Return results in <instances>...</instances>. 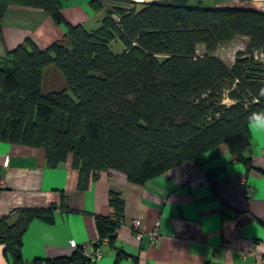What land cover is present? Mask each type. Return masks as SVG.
<instances>
[{
  "label": "trees",
  "instance_id": "1",
  "mask_svg": "<svg viewBox=\"0 0 264 264\" xmlns=\"http://www.w3.org/2000/svg\"><path fill=\"white\" fill-rule=\"evenodd\" d=\"M62 1L69 0H0V23L18 5L41 9L66 28L45 48L26 38L0 56L1 141L41 148L49 167L69 160L80 190L107 169L144 184L220 143L250 168L247 116L264 110V100L244 107L243 97L257 98L262 84L250 78L259 69L241 55L264 47V9L217 6L220 0H89L94 12L107 7L87 30L64 19ZM235 37L247 44L233 63L211 55ZM112 41L122 43L120 52L110 50ZM47 67L60 75L59 88L43 85ZM234 78L239 82L227 95L237 101L225 105L223 89ZM108 204L111 216L94 221L98 239L113 244L123 198L110 192ZM53 208H19L0 217L10 264L23 263L21 235L29 222L50 221ZM124 254L118 249L116 258ZM32 263L94 264L79 245L69 256Z\"/></svg>",
  "mask_w": 264,
  "mask_h": 264
},
{
  "label": "crops",
  "instance_id": "2",
  "mask_svg": "<svg viewBox=\"0 0 264 264\" xmlns=\"http://www.w3.org/2000/svg\"><path fill=\"white\" fill-rule=\"evenodd\" d=\"M106 7L94 12L89 0H69L62 1L61 13L72 25L92 21L97 26ZM65 32L45 11L11 5L0 23V56L26 38L45 48ZM61 83L52 67L43 70L46 89ZM250 157L246 169L220 143L196 162L182 163L144 184L107 169L80 190L69 160L49 167L41 148L0 140V217L19 208L54 205L50 221L34 218L21 235L22 264H33L34 258L71 255L75 247L70 240L94 246V219L111 216L108 198L114 192L123 198L122 223L113 244L99 245L101 256L94 264H264V132L250 130ZM154 228L157 235L151 238ZM118 249L125 252L120 258ZM0 264H10L1 243Z\"/></svg>",
  "mask_w": 264,
  "mask_h": 264
},
{
  "label": "built area",
  "instance_id": "3",
  "mask_svg": "<svg viewBox=\"0 0 264 264\" xmlns=\"http://www.w3.org/2000/svg\"><path fill=\"white\" fill-rule=\"evenodd\" d=\"M247 44V42H246ZM245 44V46H246ZM244 51V50H242ZM241 57L246 58L248 61V65H253L255 67H257L259 69V71L257 73H252L250 78L252 80L255 81H259L262 84V87H264V47L259 48V49H252L249 52H244ZM234 59H232L231 63H233ZM230 63V64H231ZM239 82V80L237 78H234L230 85L228 84L227 87H225L223 89V96H222V100L221 103L225 104V105H229L234 103L235 101H237L236 99H231L228 97L227 92L229 89L235 88L237 83ZM255 98L254 96L251 97H243L242 101H243V105L244 107L247 106L250 103H254L255 102ZM262 100H264V98H262ZM120 222L122 223V220H120ZM120 223V224H121ZM137 221L133 220L132 221V226L136 227ZM151 238H154L157 235V230L154 228L152 229L150 232ZM141 236V232L137 231L135 233V237L139 238ZM107 242L106 238H102V239H98L97 243H104ZM69 245L76 247L77 245H75V243L73 241H69ZM80 248H81V252L82 254L87 257L91 262H96L100 256H101V249L100 247L97 246H90L87 244H79Z\"/></svg>",
  "mask_w": 264,
  "mask_h": 264
},
{
  "label": "rangeland",
  "instance_id": "4",
  "mask_svg": "<svg viewBox=\"0 0 264 264\" xmlns=\"http://www.w3.org/2000/svg\"><path fill=\"white\" fill-rule=\"evenodd\" d=\"M139 1H142V0H139ZM143 1H150V0H143ZM237 5L243 6L246 8L264 9V0H220L217 3V6H237ZM85 27L87 30H89V29H94L96 26L92 21H89L88 23H86ZM246 42H247V39L244 37H235L233 40L220 45L215 51L211 53V55L219 58L226 65H228L231 63L232 59H234L235 53L237 51L244 50ZM122 47L123 45L120 41H112L109 44L110 50L114 53L120 52ZM196 51L198 54L202 53L203 46L198 45L196 48ZM46 78L48 79L47 76ZM54 80L57 82L58 79L54 78ZM59 87L60 86L56 87L55 89Z\"/></svg>",
  "mask_w": 264,
  "mask_h": 264
},
{
  "label": "clouds",
  "instance_id": "5",
  "mask_svg": "<svg viewBox=\"0 0 264 264\" xmlns=\"http://www.w3.org/2000/svg\"><path fill=\"white\" fill-rule=\"evenodd\" d=\"M259 98H264V87L258 92L255 102L259 103ZM247 124L250 130L254 132H264V110L250 112L247 116Z\"/></svg>",
  "mask_w": 264,
  "mask_h": 264
},
{
  "label": "bare ground",
  "instance_id": "6",
  "mask_svg": "<svg viewBox=\"0 0 264 264\" xmlns=\"http://www.w3.org/2000/svg\"><path fill=\"white\" fill-rule=\"evenodd\" d=\"M139 1V0H138Z\"/></svg>",
  "mask_w": 264,
  "mask_h": 264
}]
</instances>
